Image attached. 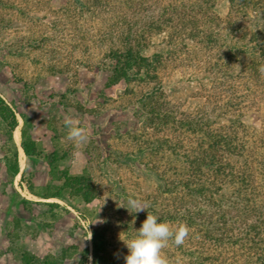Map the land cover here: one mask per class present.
<instances>
[{
  "label": "rangeland",
  "instance_id": "1",
  "mask_svg": "<svg viewBox=\"0 0 264 264\" xmlns=\"http://www.w3.org/2000/svg\"><path fill=\"white\" fill-rule=\"evenodd\" d=\"M84 1L90 6L97 3ZM190 1L177 3V11L191 15ZM68 3L71 0H0V97L20 122L19 136L20 115L28 118L31 142V147L25 148L21 137L19 143L14 141L11 131L19 172L10 177L12 168L5 159L12 156L14 148L0 118V264H89L92 236L88 238L103 226L107 254L116 263L125 264L124 257L129 254L125 242L134 239L128 238L125 225L129 218L136 221L124 208L129 197L144 202L145 195L157 188L156 173L165 166H176L168 146L173 147L179 135L171 124L160 128L151 123L141 110L140 97L147 86L133 83L128 91L124 82L108 83L117 61H105L103 56L105 43L99 34L108 29L106 24L102 28L93 20H79L78 27L71 29L75 34L70 41L69 37L61 40L59 31L67 28L70 20L59 10ZM224 8L218 5L220 13ZM100 13V22L109 19L110 14ZM32 18L38 20L33 23ZM55 18L61 23L56 29L52 26ZM165 27L151 39L153 47L164 51L159 76L166 85L165 99L175 110L191 113L203 101L195 96L197 84L188 80L191 52L179 46L187 49L191 40L175 38L181 28L178 20ZM45 32L53 33L55 39L44 46H55L56 52L48 53L43 45L36 47ZM249 98L252 104L242 119L248 129L242 131L250 137L251 132L256 133L251 128L261 129L251 137L253 142H261L264 87ZM66 116L88 129L87 142L76 145L64 139ZM76 177L87 180L95 199L87 202L84 186L70 187ZM52 193H61L64 199L50 197ZM170 252L163 249L169 264H191L190 259L172 257Z\"/></svg>",
  "mask_w": 264,
  "mask_h": 264
},
{
  "label": "trees",
  "instance_id": "2",
  "mask_svg": "<svg viewBox=\"0 0 264 264\" xmlns=\"http://www.w3.org/2000/svg\"><path fill=\"white\" fill-rule=\"evenodd\" d=\"M187 1L97 0L90 6L84 0H71L59 10L70 20L65 24L67 28L62 26L59 36L61 40L69 37L70 41L75 34L71 29L78 27L79 20H93L102 28L106 24L108 29L99 34V40L105 43L103 56L105 61H117L108 83L113 86L124 82L128 91H132L133 83L147 86L140 97L141 110L151 123L160 128L171 124L179 135L175 145L168 146L176 166H165L156 173L157 188L145 195L147 210L140 215L130 213L136 221L129 218L125 225L128 238L137 237L149 213L156 215L158 222H168L174 230L180 224L189 227L183 245L177 247L169 240L165 249H171L172 257H185L191 264H264V140H251L261 133L255 128L251 129L256 133L245 137L247 133L243 131L248 127L242 120L245 109L252 104L247 99L264 87V0H191V15L178 12L177 3L184 5ZM219 4L225 11H218ZM100 12L110 14L109 19L100 22ZM36 20L32 18L33 23ZM176 20L181 28L176 31L174 27L175 38L191 40L187 49L179 45L191 52L188 80L199 87L195 96L203 98L191 113L175 110L165 99L166 85L159 76L164 51L151 42L157 35L155 31H163ZM57 21L58 18L52 20L54 29L61 25ZM188 29L191 31L183 33ZM54 39L53 33L49 36L45 32L36 47ZM44 49L48 53L58 50L51 45ZM20 117L22 145L28 148V118L23 114ZM0 118L14 148L12 156L5 159L13 177L19 172L18 152L11 135L17 118L1 97ZM158 146L160 149L161 144ZM53 162L52 158L49 165ZM86 181L76 177L75 185L71 183L70 187L84 186L83 196L90 202L96 197ZM49 196L64 199L61 193ZM104 231V226L92 231L93 262L119 264L106 252ZM87 255L86 252L81 262Z\"/></svg>",
  "mask_w": 264,
  "mask_h": 264
},
{
  "label": "clouds",
  "instance_id": "3",
  "mask_svg": "<svg viewBox=\"0 0 264 264\" xmlns=\"http://www.w3.org/2000/svg\"><path fill=\"white\" fill-rule=\"evenodd\" d=\"M64 125L67 128V135L64 139L73 142L76 145L88 141L89 133L86 127H82L72 117L66 116ZM130 213H139L148 208V204L139 199L129 197L127 201ZM190 229L186 224H180L175 230L168 222H158V217L153 214L147 215L141 228L138 230L136 238L125 242L128 249V255L124 257L125 264H169L166 256L163 255V249L168 246L169 240L179 247L183 245L188 238ZM92 234L88 238L91 239ZM89 264H92V257L89 256Z\"/></svg>",
  "mask_w": 264,
  "mask_h": 264
},
{
  "label": "bare ground",
  "instance_id": "4",
  "mask_svg": "<svg viewBox=\"0 0 264 264\" xmlns=\"http://www.w3.org/2000/svg\"><path fill=\"white\" fill-rule=\"evenodd\" d=\"M19 125H20V122L18 121V123L15 125V127L13 129V138H14V141L16 143H19V139H20V136H19Z\"/></svg>",
  "mask_w": 264,
  "mask_h": 264
}]
</instances>
